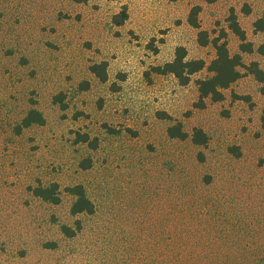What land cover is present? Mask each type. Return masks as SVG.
I'll return each instance as SVG.
<instances>
[{"label":"rangeland","instance_id":"rangeland-1","mask_svg":"<svg viewBox=\"0 0 264 264\" xmlns=\"http://www.w3.org/2000/svg\"><path fill=\"white\" fill-rule=\"evenodd\" d=\"M123 7L127 18L116 25ZM194 7L199 28L188 22ZM232 15L253 45L241 54L244 64L264 68L256 52L264 31L254 27L264 0H0V264H196L216 256L184 236L177 253L168 235L214 227L205 215L183 219L213 210L245 251L241 259L264 264L259 83L241 67L224 99L205 98L200 107L196 80L209 75L206 68L186 85L153 70L178 46L208 65L216 37L240 53ZM101 62L105 81L90 70ZM32 108L44 124L19 129ZM177 123L185 139L167 134ZM195 128L205 144L192 142ZM52 183L59 202L33 194ZM76 184L93 213L70 212L66 188ZM223 209L228 223L220 221Z\"/></svg>","mask_w":264,"mask_h":264},{"label":"trees","instance_id":"trees-1","mask_svg":"<svg viewBox=\"0 0 264 264\" xmlns=\"http://www.w3.org/2000/svg\"><path fill=\"white\" fill-rule=\"evenodd\" d=\"M197 13L198 7H194L191 9L188 15V22L195 28H199V24L196 18ZM126 18V7H123L122 11L118 15H114L113 22L116 25H120L126 20ZM229 27L234 31V33L239 37L241 41L239 45L241 50L240 53H235L231 55L227 48L226 42L219 41V38L216 37L211 40L215 48V57L209 62L208 65H206V62L201 58H187V51L185 47L178 46L175 48L174 57L172 58V60L167 61L162 65H157L153 67V70L156 73L162 75L171 74L178 80L180 85H186L190 82L191 76L193 74L206 68L209 75L196 80L200 107L204 106L203 103L205 98H210L214 102L221 101L222 99H224L223 89L230 87L242 76L240 70L241 67L245 68L247 73L253 75L254 79L260 85V93L264 95V68H262L256 61H251L249 64L246 65L242 60V52H252L253 45L251 43L246 42L245 33L241 29L233 15L230 19ZM254 27L258 31H264V16L258 18L254 22ZM206 35L207 33L205 31L200 30L198 32V40L201 45H206L208 42H210L208 41ZM256 52L264 57V42L258 45V47L256 48ZM90 70L99 78L100 81H105L107 79L105 62L91 65ZM44 122L45 117L42 112L38 109L32 108L22 118L18 128L22 129L32 124L42 125L44 124ZM167 134L171 138L185 139L187 137V133L182 130L181 125L179 123H177L176 125H170L167 128ZM79 136L81 141H89L88 134H80ZM206 141L207 136L204 131L201 128H195L192 134V142L194 144H205ZM95 146L96 144L93 145V147ZM199 156L200 158L203 157L201 154H199ZM82 165L83 168H87L90 166V162H87ZM66 191L73 195V200L70 207V212L72 214H78L82 212L89 214L93 213L95 205L92 200L88 197L82 184H76L74 186L67 187ZM33 194L53 203H57L60 200L58 196L57 185L54 183L46 187H35L33 189ZM223 210L225 211L221 212L222 215L221 213H219V215H221L220 221L222 223H228L226 209ZM207 214L204 212H199L197 214H187L189 216L192 215L191 219L187 215L183 216V219H189L192 221L198 220L201 222V216L205 215L204 221L207 222L208 225L214 222V227L209 226L208 228L201 229L203 233L196 229V227L184 228L180 230H171V234L168 235L170 240H172L170 242L175 243L173 241H176L180 245H177L176 247L174 244V246L170 245L169 247L167 246V248L170 249V247H176L177 249L175 251L179 253L182 243L178 239L179 237L184 236L188 237L189 241L193 239V242L200 243L204 251H211V253L215 254L216 256L215 259L211 260L202 258L200 259V262L196 264H246L244 260H242L240 257L242 252L245 253V251L242 249V246L239 244L238 246H235V244L229 241L228 237L231 236L229 234L227 225L224 224L222 225V227H220V224H217L216 221H218L217 219L219 217L218 213L215 214V210H213L211 212L209 211V214ZM79 227L80 225H78V228ZM63 230L69 236L74 233V231L67 226H64ZM239 230L242 229L238 228V231ZM216 238L221 239L223 241L220 242ZM187 246L188 248L192 247L190 244H188ZM204 251L201 252L202 255L205 254L203 253Z\"/></svg>","mask_w":264,"mask_h":264}]
</instances>
